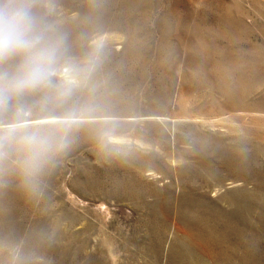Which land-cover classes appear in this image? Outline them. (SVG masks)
<instances>
[{
    "label": "rangeland",
    "instance_id": "374dc122",
    "mask_svg": "<svg viewBox=\"0 0 264 264\" xmlns=\"http://www.w3.org/2000/svg\"><path fill=\"white\" fill-rule=\"evenodd\" d=\"M42 2L51 3L50 19L66 35L70 57L78 63L91 60L92 70L71 97L55 106L51 114L44 115L61 120L67 113H75L69 147L45 169L38 190L28 191L10 174L14 178L7 183L6 210H0V264H168L171 248L184 260L198 255L209 264L205 257L207 244L221 253L219 259L223 263L227 261L225 264H264V193L253 194L237 188L228 190L220 198L204 196L200 189L203 181L211 179L201 169L202 165L208 167L218 161L228 163L234 159H240L246 169L264 164V132L248 123L256 120L255 115L247 112L222 115L212 109L208 111L211 106L207 93L210 89L217 90L218 86L203 85L197 89L194 103L181 108L170 104L172 113L168 107L164 112L176 121H183L186 116L209 120L207 123L199 120L197 125L181 122L183 124L170 127L175 133L174 144L168 140L167 129L161 124L127 122L144 118L146 110L139 102H147L159 90L166 100L172 99V63L163 58L171 52L179 53L180 47L174 43V34L167 33L168 25L175 19L182 20L186 30L190 27L191 36L197 27L201 28V23L218 27L230 0L220 4L214 0ZM111 26L132 28L130 32L126 30L133 41H118L122 47L117 50L115 40L121 35L117 29L109 31L107 28ZM238 34L234 35L235 39L216 41L197 32L193 45L199 52L215 51L214 58L219 59L224 49V53H235L248 48L251 39L246 41V35ZM257 37L252 38L255 43H264V38ZM261 90H252L247 95L256 98L261 96ZM34 99L26 98L24 102L31 104ZM121 104L122 108L130 106V112L116 111ZM10 119L11 113L0 112V124ZM212 125L215 127L211 128ZM192 131L217 135L216 138L225 141V146L216 148L206 140L200 142L192 137ZM119 133L128 137L127 145L108 143L112 135ZM204 142L207 143L204 145ZM200 145L206 155L201 153ZM174 158L180 162L175 165L173 174L165 162ZM147 160L158 165V179L146 178L150 173L146 172ZM198 168L207 178L195 177ZM69 197L75 200L72 202ZM19 206L21 208L16 209ZM174 225L183 234L173 231ZM213 235L212 240L209 236Z\"/></svg>",
    "mask_w": 264,
    "mask_h": 264
},
{
    "label": "bare ground",
    "instance_id": "6f19581e",
    "mask_svg": "<svg viewBox=\"0 0 264 264\" xmlns=\"http://www.w3.org/2000/svg\"><path fill=\"white\" fill-rule=\"evenodd\" d=\"M214 1L219 3V4L221 2L224 3L223 2L224 0H214ZM226 7L227 8L225 9L224 13L220 17V21H221L220 26H218V27H212V26L206 27L204 24L201 23L202 29L197 27L194 30L193 36H191L192 31L190 30V27L188 29L186 26V28H187V30H186L182 26V22H181L182 20L180 21L179 19H175L174 22H172L170 25H168V28H167L168 30H166L167 33L168 34L169 33L174 34V36L176 37V40L174 43L180 47L179 53H172L171 52V53L166 54L165 57L163 58L166 61L169 59L172 63L170 65V67H171L170 70L173 73V75L171 77V85H170L171 88H173V93H172L173 96L171 97L172 99L166 100V97H165V94L163 93V91L159 90L147 102L146 101L143 103L139 102V105H141L146 110V115H144L145 117L144 118L142 117V119L136 118L137 120H130L129 119L127 122H133V123L140 122V123H142V122L148 121V122H152V123H156V124H161L162 126L165 127V129H167L165 131H167L166 134H167L168 140L170 141V143L173 142V144H174L175 140H176L175 139V133L173 130H170V127H176L180 124H183L181 122L191 123V125H197V122H199V120L202 121V123H207V121H209V120H203V119L201 120L198 117L186 116L187 119L185 118V120H183V121H176L175 119H172L171 117H169L167 114L165 115L164 114L165 110L168 107L169 113H172L171 107L174 108V105H176L177 107H178V105H180V108H181V106H184L185 104L189 105V103H192L194 100L197 99V95H196L197 91H198L197 89L199 87H202L203 85H206V86H209V88L213 87V86H218L217 90H211L210 89V91L207 93V97H208L207 99L209 100V102H210L209 104L211 106V108L208 109V111L209 110L211 111V109H212V111L214 113H220L222 115L226 114V113H238V112H247L250 114H254L255 115L254 118L256 120L254 119L255 121H253V120H251L250 122L248 121V123L250 125L254 126L255 128L261 130V132H264V87H262V86H264V82H262V81H264V43L258 44L257 42L256 43L254 42L255 39H254V41L252 40L253 37L258 38L257 36L264 38V0H230V2L228 4H226ZM217 17H219V16L217 15ZM186 18H188V17H186ZM122 20H124V19H122ZM106 26L108 27V24ZM120 27L114 28V26L113 27L111 26V27L107 28V29H109V31H110V29L112 30V28L117 29V31H118L117 33H119L121 35L120 39L115 40L117 42L114 45L117 46L116 47L117 50L121 49V47H122V46H120V45H122L121 42H118V41H120V40H122L124 42H129V40L133 41L131 39L132 37L130 38L129 34L127 33L128 31L130 32L132 28L130 30H128L127 29L128 27L125 26V27H127L126 28L128 30L127 31L124 27H122V28H120ZM197 32H203L204 34H206L207 36L209 35L211 38L215 39L216 41L219 39H221L220 41H228L230 39H235L233 37H234V35L237 36L238 33H239L238 36H241V37L243 35H246L245 36L247 38V40L245 38L246 41H248L249 39H251L252 41L250 40V43H249V46L247 49L238 50L236 52L234 51L235 53H231V52L224 53L225 52V49H224L222 52L223 56L219 57V59H216V58H214V55H216L215 51L213 52V50H212V51H201V52H199V51H197L198 49L194 48L193 44L195 42L193 43V40L197 36L196 35ZM115 35H117V34H115ZM123 38H124V40H123ZM240 39L238 42H240ZM236 40H238V39H236ZM229 43H230V41H229ZM197 44H198V42H197ZM212 44H211V47H212ZM231 45H233V44H231ZM127 46H128V44H127ZM225 46L228 47L227 44H225ZM123 52H125V51H123ZM211 62H213V65L210 64ZM198 64H200V65L204 64L205 66L204 67L202 66V68L199 66L200 68H198ZM164 66H166V65H164ZM260 88L262 89L261 90V96L258 95L259 96V97L257 96L258 98L257 97L256 98H253V97L249 98L250 95L248 96L247 95L248 93H250L252 90H255V89L260 90ZM199 92H200V90H199ZM149 96H150V94H149ZM201 102H203V101H201ZM170 104H172L171 107H169ZM116 105H117V103H116ZM118 107L119 108H116V111H118L120 113L130 112L129 111L130 106L128 107L127 105H125L124 108H122L123 106L121 104V106H118ZM186 107H188V106H186ZM111 110H110V112H111ZM187 115H190V114H187ZM243 115H245V114H243ZM140 116H143V115H140ZM251 117L252 116H250V118ZM52 118L53 117H49V116L45 117L44 116L43 118H41V117L40 118H34V120H38L40 122H49V123L57 121V120L52 119ZM247 118H248V116L244 119H247ZM148 122H147V124H148ZM187 125H189V124H187ZM210 127L214 128L215 126L212 125ZM169 131H170V134H169ZM197 132L192 131V134H193L192 137H194L196 140L198 139L200 142L202 140H206L208 143L215 145L216 148L220 147L219 145L225 146V141H223V139L220 140V139L216 138L215 136H217V135H215V136L212 134L206 135V133L205 134H203V133L198 134L199 132L198 133ZM214 132L215 131H213V133ZM219 137H220V135H219ZM108 141H109L108 143L120 145V146L121 145H127V143L129 142L128 137L126 138V136H122L120 133H119V135L118 134L112 135L108 139ZM207 142H204V145ZM129 144H131V143H129ZM198 144H200V143H198ZM201 145H203V144H201ZM201 147H202L201 153H204V155H206L207 152H205V150H203V146H201ZM206 147H209V146L206 145ZM206 147H205V149H206ZM208 149H210V148H208ZM221 150L223 151V149H221ZM224 150H225V148H224ZM195 151H196V149H195ZM209 152H208V155H209ZM227 152L228 151H226L225 153H227ZM231 153H234V150ZM231 153H229L228 155H230ZM198 154H199V152H198ZM215 155H214V157H215ZM191 156H192V154H191ZM201 156L203 157V155H201ZM224 158H225V156H224ZM224 158H223V160H224ZM233 158H235V157H233ZM179 162H180L179 160L174 158L169 162L166 161L165 165L167 166L169 171L174 174V171L176 169L175 165ZM147 163H148L149 169H147L146 172L147 173L150 172V173L148 175L146 174V178L151 179V180L158 179V177H157V175H158L157 174V166L158 165L156 166L155 165L156 163L153 164L152 161H148V160H147ZM190 165H192V164H190ZM205 165H208V164H205ZM193 166H195V165H193ZM195 168H197V167H195ZM201 169L203 170V172H206V175L208 177L211 178V179H206L207 181H203V185L200 186V189L202 190V194L204 196L212 195V197H219L220 196V198H221V197L225 196V192H228V190H231V189L238 190L237 188H239L242 191H246V192L253 193V194H255L257 192L264 193V190L261 189V186L264 187V164H260V165H256V166L254 165V167L252 166V168L246 169L245 165L240 161V159H234L231 162L229 161L228 163L218 161L216 163H213L212 166H208V167H204L202 165ZM185 171H187V170H185ZM193 172H191V173H193ZM203 172L200 173V169H199V173H197L196 174L197 176L195 175V177L197 178L198 175H200V176L204 175V177L207 178ZM186 173L188 174L189 170ZM10 174L11 173H8V174L4 175L2 177V179H0V210L1 211L6 210L5 206L7 205L6 200H8L7 198H8V191H9V185H7V183L9 184L8 181H10L12 179V177L14 178V176H10ZM7 176L10 179H8ZM189 177H191V176H189ZM116 183L117 184L120 183V180H119V182H116ZM249 186H251V187H249ZM20 191H21V189H20ZM19 194H21V193H19ZM11 195H9V196H11ZM17 195H18V193H17ZM70 195L71 194H68L67 196H70ZM12 199L14 200V198H12ZM70 199L72 200V202L75 200V198H70ZM5 203H6V205H5ZM20 203H19V205H20ZM16 205L18 206L17 203H16ZM13 206H15V205H13ZM13 206H11V207H13ZM20 208H21L20 206H19V208L16 207V209H20ZM203 216H205V215H203ZM193 217H195V216H193ZM200 217H202V216H200ZM202 218H204V217H202ZM197 221L199 222V219ZM205 221H206V219H205ZM193 223H194V221H193ZM200 226H201V224H200ZM209 226H211V225H209ZM202 227H204V223H203ZM206 227H208V226H206ZM193 228H195V227L193 226ZM172 229H173V231H176L177 234H183L182 231L180 230V228H178L176 225H174ZM214 229L216 230V228H214ZM223 229H225V228H223ZM217 231H218V229H217ZM224 231L225 230H223V233H224ZM195 232H196V230H195ZM203 232H205V231H203ZM203 232H201V233L203 234ZM215 232L216 231H213L214 235L218 234V236H219V233L216 234ZM227 232H229V231H227ZM198 233H199V231H198ZM214 235L209 236V237H211V239L213 240ZM220 235H222V232ZM202 237H203V239L207 238V237L204 238V236H202ZM186 239H188V238H186ZM217 239H218V237H217ZM206 242L207 241L205 240V243ZM162 243L163 242H161L160 246L163 245ZM211 243L213 244V242H211ZM216 243L218 244V241ZM204 244L202 243V245H204ZM208 245L209 244L206 245L207 246L206 248H208L207 249L208 252L205 253V257H207V261L209 260V264H222L223 263L222 259L221 260L219 259V256L221 253L214 250L213 248H215V247H213L212 245H210V246H212L213 248L212 247L209 248ZM214 245H216V244H214ZM201 249H202V247H201ZM226 250H224V251H226ZM202 254H201V256H202ZM229 254H230V252H229ZM203 257H204V255H203ZM186 260H184V258H181L180 255H176V251L174 250V248H171L169 258H168V264H203V263L206 264V262H204L201 259V257L198 255L196 256V258H192V259L189 258L187 261ZM225 260H227V259H225ZM225 263H223V264H225Z\"/></svg>",
    "mask_w": 264,
    "mask_h": 264
},
{
    "label": "clouds",
    "instance_id": "9594fccd",
    "mask_svg": "<svg viewBox=\"0 0 264 264\" xmlns=\"http://www.w3.org/2000/svg\"><path fill=\"white\" fill-rule=\"evenodd\" d=\"M51 3L0 0V179L15 175L36 192L45 169L69 147L74 112L55 122L34 120L51 114L73 95L92 70L69 55L66 35L50 19ZM26 98H35L25 103Z\"/></svg>",
    "mask_w": 264,
    "mask_h": 264
}]
</instances>
